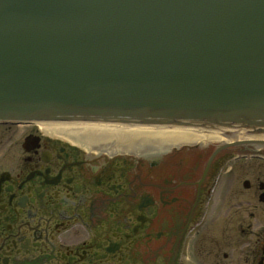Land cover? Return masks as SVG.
I'll list each match as a JSON object with an SVG mask.
<instances>
[{
  "label": "flooded vegetation",
  "instance_id": "flooded-vegetation-1",
  "mask_svg": "<svg viewBox=\"0 0 264 264\" xmlns=\"http://www.w3.org/2000/svg\"><path fill=\"white\" fill-rule=\"evenodd\" d=\"M237 133L125 145L0 124V264H264V137Z\"/></svg>",
  "mask_w": 264,
  "mask_h": 264
},
{
  "label": "water",
  "instance_id": "water-1",
  "mask_svg": "<svg viewBox=\"0 0 264 264\" xmlns=\"http://www.w3.org/2000/svg\"><path fill=\"white\" fill-rule=\"evenodd\" d=\"M34 121L264 134V0H0V122Z\"/></svg>",
  "mask_w": 264,
  "mask_h": 264
},
{
  "label": "bare ground",
  "instance_id": "bare-ground-1",
  "mask_svg": "<svg viewBox=\"0 0 264 264\" xmlns=\"http://www.w3.org/2000/svg\"><path fill=\"white\" fill-rule=\"evenodd\" d=\"M46 130H61L64 133H93L104 139H115L122 144L134 141L163 140L169 143H194L204 140H227L218 132L190 130L182 128L150 127V126H113L60 122H43L39 124Z\"/></svg>",
  "mask_w": 264,
  "mask_h": 264
}]
</instances>
